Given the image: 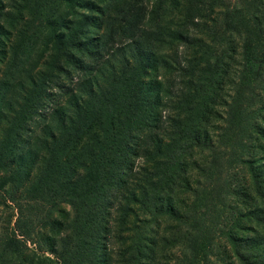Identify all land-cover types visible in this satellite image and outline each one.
<instances>
[{
	"label": "trees",
	"instance_id": "obj_1",
	"mask_svg": "<svg viewBox=\"0 0 264 264\" xmlns=\"http://www.w3.org/2000/svg\"><path fill=\"white\" fill-rule=\"evenodd\" d=\"M0 196V264H264V0H0Z\"/></svg>",
	"mask_w": 264,
	"mask_h": 264
},
{
	"label": "rangeland",
	"instance_id": "obj_2",
	"mask_svg": "<svg viewBox=\"0 0 264 264\" xmlns=\"http://www.w3.org/2000/svg\"><path fill=\"white\" fill-rule=\"evenodd\" d=\"M118 7H120V6H116L113 8L114 13L118 9ZM96 32H97L96 30L93 31V33L91 35L94 36L96 34ZM20 42H21V39L19 38L17 40V43H20ZM106 57L107 58L105 59L104 63L102 62V64H100L97 67V68H100V70H101L100 74H98V80L101 82L103 81V75L102 74H106L110 70V67L112 65H117L118 60H120V58L122 57V53L118 51V53L115 55V57H113V55H110V56L106 55ZM34 58H35V55H32L30 57H27L26 61H24L23 70L18 77H20V76H25V77L21 81H19L17 86H16V82L14 83L12 90H11L10 99L8 100L6 105L4 106L5 115H7L12 110H14L15 108L18 107V106H16V104H17V101H19L21 98V93H22L23 87L27 86V84H28V80H29L28 79V76H29L28 75L29 74L28 68L30 67V65H32ZM37 58H38V55L36 56V59ZM46 58H47V61L52 60L51 56L46 57ZM107 59H109V60L107 61ZM3 66L4 65H2V67ZM74 81H76V79ZM67 82L69 83V81H67ZM58 94H59V91H58ZM67 100H68V98H66L65 96L61 97V99H60L61 105L59 106V108H61V106H62V107H64V110L60 111V113L52 114L53 112H51V110H50L51 113H48L47 115L42 114V116H37L36 122L30 123V127L33 131L29 136V138H31V141H30L28 147L24 146L23 151H26L27 148L32 149L33 151H35L37 149V145H36L37 140H41L42 138H44V135L48 132L50 127H54L57 120L61 117V112H63V114H65L64 112H66L68 110L67 109L68 108V101ZM259 154H261V156H262L263 151H261ZM0 198H2V197L0 196ZM12 212H14L13 209L8 208V209H6V211H4L2 213V218L0 220L1 229L7 228L6 220H7L8 215L12 214ZM10 227L12 228L13 226L11 225ZM46 250H49V249H46ZM46 250L44 252H39V253L40 254L44 253V255L53 256V253H51L50 251H46Z\"/></svg>",
	"mask_w": 264,
	"mask_h": 264
}]
</instances>
